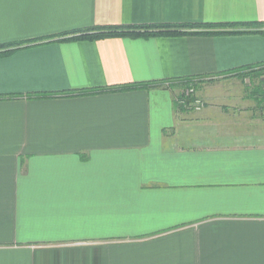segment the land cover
I'll use <instances>...</instances> for the list:
<instances>
[{
	"label": "crops",
	"instance_id": "crops-1",
	"mask_svg": "<svg viewBox=\"0 0 264 264\" xmlns=\"http://www.w3.org/2000/svg\"><path fill=\"white\" fill-rule=\"evenodd\" d=\"M139 25L226 34L67 41ZM8 45L0 264H264V101L178 102L264 64V0H0Z\"/></svg>",
	"mask_w": 264,
	"mask_h": 264
},
{
	"label": "trees",
	"instance_id": "trees-1",
	"mask_svg": "<svg viewBox=\"0 0 264 264\" xmlns=\"http://www.w3.org/2000/svg\"><path fill=\"white\" fill-rule=\"evenodd\" d=\"M235 27L231 25H223L216 27ZM201 27V26H198ZM209 27L214 26H202L201 28L207 29ZM197 28L196 26H170V25H148V26H116V27H96V28H88L85 30H77L71 32L69 35H72L73 38L67 39V41H80V40H102L109 38H131V39H149L154 37H177L184 35H220L226 34L223 32H213L209 33V31L205 32H192L193 29ZM15 45L8 46H0V56L9 54L14 51ZM264 72V64L257 66L256 68H248L246 75H254V73ZM243 75V74H237ZM245 75V76H246ZM197 81L195 80H180V84L182 87L188 84H195ZM184 98V95H180L178 98V102ZM180 104V103H179ZM183 108V106L180 104Z\"/></svg>",
	"mask_w": 264,
	"mask_h": 264
},
{
	"label": "rangeland",
	"instance_id": "rangeland-1",
	"mask_svg": "<svg viewBox=\"0 0 264 264\" xmlns=\"http://www.w3.org/2000/svg\"><path fill=\"white\" fill-rule=\"evenodd\" d=\"M245 73H243V75H239L237 77L234 76H227L226 80H228L226 83L222 82V78L216 80V78H208L207 81L205 83H201L202 85H209L212 83L215 84H220V85H214L217 87H214V89L211 91V93L208 90H202V93L199 94L198 90V85L197 83L193 84L191 88H193L195 90L194 93V99L196 100H200L204 105L203 107L206 105V100L207 98H210L211 96L216 97V94L221 95L219 97H223L226 98V94H229L230 96H232V94H235L236 97H241L243 95H247L248 97H252V98H257V102L264 101V72H258V73H254V75L250 74V75H246ZM234 77V78H232ZM214 80L216 82H214ZM211 82V83H209ZM188 86L190 87L191 85L188 84L184 87L179 86V95H183ZM219 86V87H218ZM206 99V100H205Z\"/></svg>",
	"mask_w": 264,
	"mask_h": 264
},
{
	"label": "built area",
	"instance_id": "built-area-1",
	"mask_svg": "<svg viewBox=\"0 0 264 264\" xmlns=\"http://www.w3.org/2000/svg\"><path fill=\"white\" fill-rule=\"evenodd\" d=\"M191 86L187 88L186 92L183 94L184 98L179 101V103L187 109H193L196 111H199L203 108V103L200 100H196L192 97H194L195 90L192 87L193 84H190Z\"/></svg>",
	"mask_w": 264,
	"mask_h": 264
}]
</instances>
